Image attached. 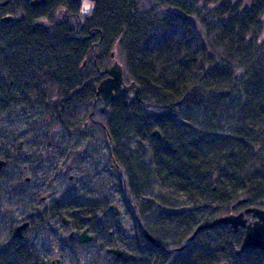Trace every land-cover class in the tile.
Returning <instances> with one entry per match:
<instances>
[{
    "label": "trees",
    "instance_id": "1",
    "mask_svg": "<svg viewBox=\"0 0 264 264\" xmlns=\"http://www.w3.org/2000/svg\"><path fill=\"white\" fill-rule=\"evenodd\" d=\"M81 2L0 0V19L12 17L0 21V209L42 200L39 189L26 190V166L8 163L26 142V115L38 109L48 131L93 128L113 144L109 159L127 168L141 223L128 235L116 220H95L103 201L54 200L21 219L30 221L29 239L9 230L0 264H50L56 251L38 253L37 239L69 217L77 230L89 218L94 238L110 231L108 246L134 256L118 264H264V250L235 254L243 228L220 224L186 242L200 224L264 200V0H94L85 14ZM112 52L138 92L120 93L103 110L95 88ZM231 93L239 105L226 127L217 108ZM127 138L146 143L145 169L132 168ZM145 177L155 196L144 193Z\"/></svg>",
    "mask_w": 264,
    "mask_h": 264
},
{
    "label": "rangeland",
    "instance_id": "2",
    "mask_svg": "<svg viewBox=\"0 0 264 264\" xmlns=\"http://www.w3.org/2000/svg\"><path fill=\"white\" fill-rule=\"evenodd\" d=\"M81 3L82 14L92 8L88 0H82ZM236 95L237 93H231L226 96L217 108L221 122L226 127L229 124V116L239 105V98ZM37 111L39 110L33 109L30 115H26L28 119L24 120L28 121L24 129L26 142L17 154L13 152L8 163L20 170L26 166V169L21 170L23 172L21 178L23 180L28 178L26 190L31 192V190L39 189L43 199L40 202H34L27 197L22 203L11 202L1 207L0 247H5L9 230L25 221L21 219L26 213L41 212L54 200L64 204L83 202L88 199L103 201L107 208L97 211L94 214L95 220L97 222L116 220L121 233L125 231L128 235H132L135 225L140 224L141 220L134 211L131 197L127 192V168L113 166L109 159V153L114 148L113 144L93 128L72 132L59 129L48 131ZM188 112L190 114L192 110L188 109ZM19 126L14 128L15 131L23 128V125ZM13 133H9L8 140L16 134ZM10 145L13 147V144ZM121 145L125 146L127 153L133 157L132 168H135V164L141 165L144 169L147 167L148 148L145 142L127 138L121 140ZM13 148L17 149V143ZM24 155L26 157H23ZM144 179V193L147 197L155 196L158 193L155 182L150 177ZM158 205L160 204L157 203V208ZM162 208L165 209V207ZM162 208L160 207L159 210ZM115 211L117 215L114 214ZM67 235L68 229L61 222H49L47 229L37 239L38 253L49 250L59 239H64ZM22 237L28 238L27 231L22 232ZM69 245L72 244L69 243ZM98 255L99 253L94 252L90 244H86L74 249L72 253L66 251L60 261H55L59 257L53 254L48 259L49 262L52 260L53 264H92L93 262L114 264L111 258L98 260Z\"/></svg>",
    "mask_w": 264,
    "mask_h": 264
},
{
    "label": "water",
    "instance_id": "3",
    "mask_svg": "<svg viewBox=\"0 0 264 264\" xmlns=\"http://www.w3.org/2000/svg\"><path fill=\"white\" fill-rule=\"evenodd\" d=\"M30 1L31 6H37L42 4L45 0H28ZM79 2L81 0H74ZM93 2L94 0H89ZM7 1H4L2 4H6ZM1 22H11L12 17L10 15L3 16L0 19ZM112 63L101 71L100 74H104L105 77L100 79L96 88L95 95L102 103V109L107 108L109 103L113 101L120 93H129L136 95L138 92L137 85L132 81L126 83L124 80L123 69L121 64L117 59H114L113 52L111 53ZM151 135H155L156 138H159V133L157 130H154ZM18 148H21V143ZM6 165V161L0 159V169ZM28 179V178H26ZM244 202V199L237 201L236 205H239ZM233 207V206H232ZM245 213H250L251 217L254 218L252 222H247ZM117 215V211L114 213ZM64 224H67V220L62 219ZM220 224H226L237 229L238 227L244 228V235L241 240L239 247L235 250V254L239 255L245 250H264V200L260 207H248L244 211H239L236 213H230L226 215L218 216L210 222H206L197 226L193 232L187 237L186 242H189L194 235L200 230L205 228H212ZM28 226V222L24 221L21 224L13 227L12 229V238H21L22 232ZM144 236L150 241L153 242L151 236L147 233H144ZM89 239L87 235V229H84L80 235V242H87ZM108 254L113 255L116 259L120 261H131L134 259L132 254H129L127 251L119 248H108L106 250ZM220 264H227L222 262Z\"/></svg>",
    "mask_w": 264,
    "mask_h": 264
},
{
    "label": "flooded vegetation",
    "instance_id": "4",
    "mask_svg": "<svg viewBox=\"0 0 264 264\" xmlns=\"http://www.w3.org/2000/svg\"><path fill=\"white\" fill-rule=\"evenodd\" d=\"M260 206H256V207H260ZM246 208H248V207H246ZM246 208H242V209L238 210L237 212L244 211ZM245 217H246L247 222H252L254 220V218L251 217L250 213H245ZM66 220L68 221L67 224L62 223L63 221L61 223L63 224V226L66 227V229H68L67 237L64 239L63 238L59 239L58 242H56L51 247V248H54V250L56 251L55 254L59 257L55 261H60L62 256L65 254L66 251H69L70 253H72V251H74V249H78L81 246H85L86 244H90L92 246L94 252L99 253L98 258H97L98 260L103 259V258H111L113 260L114 264H118L116 262V260H118V259H116L113 255L108 254L106 252V250L108 248H119L117 246H115V247H109L108 246L109 236L111 235L110 231L107 232L106 236L103 235L102 238H99V237L94 238V231H93V228H92V225H91L89 218L86 219V223L79 230H77L76 226L73 224V218L72 217H69ZM25 221L28 222V226L26 227V229L24 231H27V228L31 224H30V221L28 219H25ZM22 222H24V221H22ZM98 222L101 223L100 221H98ZM238 228H243V227H238ZM84 229H87V235H88L89 239L87 242H80L79 235ZM234 230H236V229H234ZM21 238H23V237H21ZM21 238H18V239H21ZM69 243H71L72 245H69ZM119 249H123V248H119ZM123 250H125V249H123ZM125 251H127V250H125ZM129 254H131V253H129ZM124 262H128V261H124ZM50 264H53L52 260L50 261ZM77 264H79V263H77ZM80 264H82V263H80ZM83 264H90V263H83ZM92 264H95V262H93Z\"/></svg>",
    "mask_w": 264,
    "mask_h": 264
}]
</instances>
